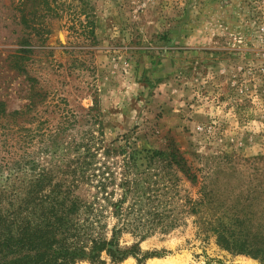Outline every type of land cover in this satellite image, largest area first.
<instances>
[{
  "label": "rangeland",
  "instance_id": "rangeland-1",
  "mask_svg": "<svg viewBox=\"0 0 264 264\" xmlns=\"http://www.w3.org/2000/svg\"><path fill=\"white\" fill-rule=\"evenodd\" d=\"M126 141L174 146L197 181L117 264H264L227 231L264 242V0H0L3 177L27 161L92 203V152Z\"/></svg>",
  "mask_w": 264,
  "mask_h": 264
},
{
  "label": "trees",
  "instance_id": "trees-1",
  "mask_svg": "<svg viewBox=\"0 0 264 264\" xmlns=\"http://www.w3.org/2000/svg\"><path fill=\"white\" fill-rule=\"evenodd\" d=\"M35 169L33 163L16 161L6 169L8 176L0 173V264H117L139 258L141 241L173 228L165 223L169 214L157 207L165 206L161 198L178 182V174L197 181L174 146L144 150L127 141L92 152V203L70 191L73 182L63 177L55 182L48 172L34 174ZM237 227L227 230L228 243L238 254L264 258V242L239 238ZM125 234L136 241L130 248H121ZM153 257L161 255L146 253L136 260Z\"/></svg>",
  "mask_w": 264,
  "mask_h": 264
}]
</instances>
